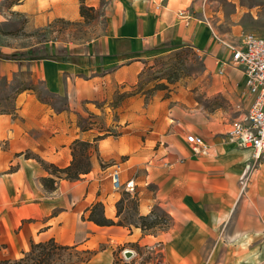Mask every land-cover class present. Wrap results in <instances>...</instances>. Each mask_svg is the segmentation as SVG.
<instances>
[{
    "label": "crops",
    "instance_id": "0c3cea01",
    "mask_svg": "<svg viewBox=\"0 0 264 264\" xmlns=\"http://www.w3.org/2000/svg\"><path fill=\"white\" fill-rule=\"evenodd\" d=\"M0 1V26L11 42L20 23L36 33L59 19L80 22L82 5L101 9V0ZM110 1L103 31L91 40L0 48L12 57H0L3 65H29L47 94L64 100L57 107L24 90L15 114L0 113V264L50 239L93 253L79 264H138L149 256V264H264V153L257 161L229 136L253 100L245 75L230 63L240 32L217 36L199 16L202 0ZM60 47L65 59L29 55L44 48L57 56ZM181 49L203 59V98L171 85L142 89L152 61ZM189 133L207 149L193 151ZM76 140L91 143L92 155L79 179L60 178L39 161L69 166ZM115 161L122 182L134 181L128 198L112 187ZM48 177L54 189L43 185ZM96 203L122 224L89 220ZM128 211L135 221L123 220ZM155 214L167 218L163 230L140 228V217Z\"/></svg>",
    "mask_w": 264,
    "mask_h": 264
},
{
    "label": "rangeland",
    "instance_id": "374dc122",
    "mask_svg": "<svg viewBox=\"0 0 264 264\" xmlns=\"http://www.w3.org/2000/svg\"><path fill=\"white\" fill-rule=\"evenodd\" d=\"M201 19L209 24L212 30L218 35L233 33L234 29L238 33V38H242L247 33H254L264 37V0H202ZM8 3V0L3 2ZM111 3L110 0H101V9L97 11L87 9V14L80 22H68L65 20H57L52 23L51 27L36 33L23 32L22 23L19 28L10 30V34L16 37V42H11L6 36L7 33L0 26V48L6 44L29 45L38 42H57L59 44L81 43L97 37L105 25L106 7ZM1 7V1H0ZM24 24V22H23ZM234 34V33H233ZM237 35V34H236ZM234 38H237L235 35ZM20 38V39H19ZM236 40V39H235ZM17 48V47H15ZM204 70V63L201 56L197 55L190 49H181L167 55L160 56L152 61V64L141 75L139 85L146 92L153 91L154 87L159 84L174 86L176 89L184 88L186 92L195 94V98H203L199 92L204 84L199 75ZM24 90L35 94L37 98L46 103H52L57 107H62L64 100L47 94L43 81L36 79L30 71L29 65L7 67L0 61V113L15 114L17 110L18 94ZM94 118V117H92ZM84 121H88L86 118ZM85 127L88 122L79 120ZM97 130L101 133V123L97 126ZM100 136V135H99ZM97 136V137H99ZM28 155H31L28 153ZM78 159L83 156V150L78 148ZM84 166H86V159ZM81 177V176H80ZM126 198V192L121 191ZM128 204L134 209V200L129 199ZM120 208V207H119ZM160 217L152 228L153 232H160L166 227L167 218L164 215L157 214ZM125 221H135V215L132 211H128L124 215ZM154 217L151 221H155ZM121 222V221H119ZM43 253V255H41ZM89 257L85 251L75 250L73 248H55L51 245L45 248H38L31 252V249L14 260H7L1 264H79ZM156 257V255H155ZM149 256L144 258L138 264H149ZM121 260H124L122 258ZM118 264H135L133 261H125ZM137 264V263H136Z\"/></svg>",
    "mask_w": 264,
    "mask_h": 264
},
{
    "label": "built area",
    "instance_id": "2783aa9c",
    "mask_svg": "<svg viewBox=\"0 0 264 264\" xmlns=\"http://www.w3.org/2000/svg\"><path fill=\"white\" fill-rule=\"evenodd\" d=\"M165 1L159 0V3L162 4ZM230 52V63L245 75L248 91L253 100L246 119L234 121L229 136L239 146L250 149L252 157L258 161L264 153V37L247 33L239 43L230 47ZM186 140L196 153L207 149L201 136L189 133L186 135ZM122 170L121 161L112 163L109 177L113 189L134 193V181L123 183L121 180Z\"/></svg>",
    "mask_w": 264,
    "mask_h": 264
},
{
    "label": "trees",
    "instance_id": "16d2710c",
    "mask_svg": "<svg viewBox=\"0 0 264 264\" xmlns=\"http://www.w3.org/2000/svg\"><path fill=\"white\" fill-rule=\"evenodd\" d=\"M87 14V9L84 5H82L81 7V15L83 17H85ZM44 49V48H43ZM40 54H33L34 52H32V50L30 51L29 55L30 56H37L39 58H51V59H62V58H66V49L65 48H58V52L59 54L57 56H52L51 54L47 53L45 51V49L43 50ZM0 57L4 58V59H11L12 57L9 56H4L0 53ZM167 85L166 84H159L157 86H155L153 89H159V88H166ZM100 137V136H99ZM78 148H81L83 150V156L86 159L87 163L86 166H84V160L82 159L83 156L80 157V159H78L77 156V150ZM91 143L89 142H84V141H80V140H76L73 144V161L71 162V164L67 167L64 168H60L54 164H49L44 162L43 160H39L41 162V164L47 168L48 170H51V172L53 174H56L58 177L60 178H66L69 180H77L80 178L81 174H86L90 171L91 169ZM43 185L47 188V189H54L55 187V179L52 177H48V178H43ZM120 204V203H119ZM120 211V208H119ZM160 216L155 214V221H151L152 220L150 217H140V228H142L143 230L146 229H152L154 227V225H156L157 223H160V221L158 220ZM89 220L93 221L95 224L100 225V226H110V225H114V224H122L121 222H115L114 220H110L107 219L104 214H103V204L102 203H96L90 212L89 215ZM51 245L52 247L55 248H66V249H70L73 247H69V246H62L60 244H58L54 239H50L47 240L45 242H37V243H32L31 245V252L34 251L35 249L38 248H45L46 246ZM87 254H89V257L93 254L92 252H88L86 251ZM41 255H43V253H41ZM88 257V258H89ZM86 258V259H88ZM84 261V260H83Z\"/></svg>",
    "mask_w": 264,
    "mask_h": 264
},
{
    "label": "water",
    "instance_id": "95a60500",
    "mask_svg": "<svg viewBox=\"0 0 264 264\" xmlns=\"http://www.w3.org/2000/svg\"><path fill=\"white\" fill-rule=\"evenodd\" d=\"M128 254H130V253H128ZM158 264H161V263H158Z\"/></svg>",
    "mask_w": 264,
    "mask_h": 264
}]
</instances>
